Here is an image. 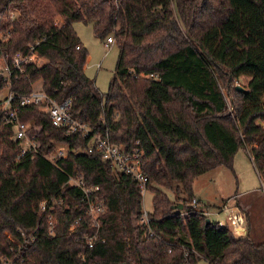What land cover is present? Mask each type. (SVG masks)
Wrapping results in <instances>:
<instances>
[{
    "label": "trees",
    "instance_id": "obj_1",
    "mask_svg": "<svg viewBox=\"0 0 264 264\" xmlns=\"http://www.w3.org/2000/svg\"><path fill=\"white\" fill-rule=\"evenodd\" d=\"M10 9L19 15L5 25ZM75 23L93 24L103 42L115 37L119 57L106 94L86 75L90 54ZM8 31L0 52L34 47L40 59L14 91L29 94L41 82L58 102L72 101L73 116L91 133L68 135L40 106L25 107L21 118L41 154L17 162L21 146L11 128H0V257L18 256V264H264V242L236 237L203 215L207 207L191 206L195 181L219 167L232 170L241 149L264 179V0H0V33ZM243 77L250 81L240 91L235 83ZM106 131L113 144L144 152L150 227L138 224L143 197L133 178L98 152L85 153L91 137ZM59 144L68 155L46 159ZM79 176L107 207L99 232L106 242L93 249L85 242L96 231L88 204L68 185ZM50 200L54 234L40 208ZM20 232L35 239L19 252L12 240Z\"/></svg>",
    "mask_w": 264,
    "mask_h": 264
},
{
    "label": "built area",
    "instance_id": "obj_2",
    "mask_svg": "<svg viewBox=\"0 0 264 264\" xmlns=\"http://www.w3.org/2000/svg\"><path fill=\"white\" fill-rule=\"evenodd\" d=\"M19 13L15 9L8 10V13L1 18L5 24H11L18 18ZM9 38L8 32L0 33V45L5 44ZM113 45H116V40L113 35L106 38L104 47L107 54ZM40 62L38 54L34 47L29 49V52H16L11 55L6 51L0 52V128L9 127L13 130V138L21 146V151L17 156V162L24 158L33 159L35 156L40 155V143L38 137L31 131L32 125L23 122L21 118V111L28 106H40V110L48 115L52 124L66 134H82L87 137L90 135L91 130L88 126L78 119H76L71 111L72 101L66 100L58 102L55 98L47 94L43 88L39 90L33 87L32 92L29 94H19L14 91V85L24 77L27 67L36 65ZM92 146L85 151L86 154L91 155L98 152L102 159L110 163L111 168L119 173H124L133 178L141 189L142 197L149 192L150 180L143 171L144 152L137 148L138 144L127 150L123 146L113 144L109 131L103 134H95L92 137ZM69 153V147L65 144H59L53 154L45 156L51 162L56 158H65ZM68 185L78 189L88 204V216L93 228L96 229L93 235L85 237L86 245L89 249H93L99 244H104L106 239L100 237L99 232L103 226V217L107 213V207L104 201L94 196L98 188L88 187L83 177L69 178ZM264 191V183H263ZM192 208L203 209V204L196 198L191 202ZM42 212L48 214V231L54 234L55 220L53 214L55 212V203L53 201H45L40 205ZM152 211L142 208L141 219L138 224L145 227H150L152 222ZM203 215L210 218V212L205 210ZM238 223L244 224L245 219L235 210ZM80 219L75 222L73 230ZM21 239L19 241L12 240L18 247V251L25 248L29 240H34V235L27 236L24 232H20ZM154 237V233H150ZM10 238V236L8 235ZM19 257L16 256L15 260H11L5 256L0 257V264H18Z\"/></svg>",
    "mask_w": 264,
    "mask_h": 264
},
{
    "label": "rangeland",
    "instance_id": "obj_3",
    "mask_svg": "<svg viewBox=\"0 0 264 264\" xmlns=\"http://www.w3.org/2000/svg\"><path fill=\"white\" fill-rule=\"evenodd\" d=\"M74 29L90 54L85 72L95 80L100 93L106 94L116 73L119 49L113 45L107 54L104 42L94 34L93 24L75 23ZM249 81L250 78L243 77L235 86L245 89ZM34 87L39 90L41 82ZM258 123L264 126V123ZM263 183L264 179L257 173L250 155L241 149L234 158L232 170L227 167L212 170L200 176L193 187L195 198H202V204L208 208L213 223L228 226L236 237H245L249 233L252 240L260 244L264 242ZM169 196L175 201L173 194L169 193ZM153 197L152 193L147 192L143 198V207L148 211H153ZM235 210L244 217V224L238 223ZM199 264L209 263L201 260Z\"/></svg>",
    "mask_w": 264,
    "mask_h": 264
},
{
    "label": "water",
    "instance_id": "obj_4",
    "mask_svg": "<svg viewBox=\"0 0 264 264\" xmlns=\"http://www.w3.org/2000/svg\"><path fill=\"white\" fill-rule=\"evenodd\" d=\"M237 90H240V91H245V89L241 88V87H237ZM176 209H179V210H182L183 209V206L182 205H178V206H175ZM210 220L208 219L207 220V224H210Z\"/></svg>",
    "mask_w": 264,
    "mask_h": 264
},
{
    "label": "crops",
    "instance_id": "obj_5",
    "mask_svg": "<svg viewBox=\"0 0 264 264\" xmlns=\"http://www.w3.org/2000/svg\"><path fill=\"white\" fill-rule=\"evenodd\" d=\"M90 59H91V58H90V56H89L88 63H89ZM86 68H87V67H86ZM86 75H87V74H86ZM87 76H88V75H87ZM88 77H89V76H88ZM89 78L91 79V77H89ZM196 198H197V197H196ZM198 199L200 200L201 203H203L202 198H198ZM203 204H204V203H203Z\"/></svg>",
    "mask_w": 264,
    "mask_h": 264
}]
</instances>
